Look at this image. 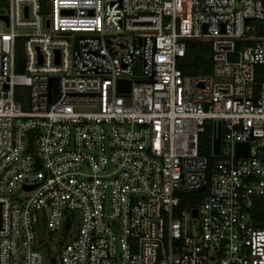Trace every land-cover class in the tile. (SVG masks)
<instances>
[{
    "label": "built area",
    "instance_id": "built-area-1",
    "mask_svg": "<svg viewBox=\"0 0 264 264\" xmlns=\"http://www.w3.org/2000/svg\"><path fill=\"white\" fill-rule=\"evenodd\" d=\"M259 67L264 0H0V264H264Z\"/></svg>",
    "mask_w": 264,
    "mask_h": 264
},
{
    "label": "trees",
    "instance_id": "trees-1",
    "mask_svg": "<svg viewBox=\"0 0 264 264\" xmlns=\"http://www.w3.org/2000/svg\"><path fill=\"white\" fill-rule=\"evenodd\" d=\"M185 73L193 76L210 75L212 72V51L208 44L190 42L188 46V57L184 62ZM191 73V74H190ZM256 81L264 83V67L257 68ZM209 129L205 135L201 137V156L208 157L210 166L212 167L215 159L211 154L212 139ZM209 138V140H208ZM206 144V146H202ZM250 217L256 228L264 229V200H256L250 210Z\"/></svg>",
    "mask_w": 264,
    "mask_h": 264
},
{
    "label": "rangeland",
    "instance_id": "rangeland-1",
    "mask_svg": "<svg viewBox=\"0 0 264 264\" xmlns=\"http://www.w3.org/2000/svg\"><path fill=\"white\" fill-rule=\"evenodd\" d=\"M16 55H17L18 58H21L22 55H23L22 51L20 49L17 50V54ZM184 71H185V68H184ZM209 129L210 128H208V130ZM210 135H212V130L210 132ZM208 140H209V138H208ZM202 146L204 147V146H206V144H202ZM77 231H78V223L75 222L73 227H72V231L68 235H66V237H65V235H63V232L58 233L59 235L57 237L59 238V237L62 236V237L65 238L66 242H69L76 235ZM43 236H44L43 237L44 242H43L42 247L40 248V252L42 253L44 264H54L53 260H55V264H60L59 263L60 262V258H59L58 248L56 247V243H53V241L51 240L53 235H49L47 232H44Z\"/></svg>",
    "mask_w": 264,
    "mask_h": 264
},
{
    "label": "water",
    "instance_id": "water-1",
    "mask_svg": "<svg viewBox=\"0 0 264 264\" xmlns=\"http://www.w3.org/2000/svg\"><path fill=\"white\" fill-rule=\"evenodd\" d=\"M119 90L120 92H129L130 91V82L120 81L119 82ZM220 143L221 136L218 135V138L215 140L214 153L215 155L220 154ZM237 155H248L249 154V145L248 144H238L236 147Z\"/></svg>",
    "mask_w": 264,
    "mask_h": 264
}]
</instances>
